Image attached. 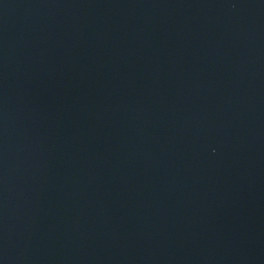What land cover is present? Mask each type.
Returning <instances> with one entry per match:
<instances>
[{"label":"water","instance_id":"obj_1","mask_svg":"<svg viewBox=\"0 0 264 264\" xmlns=\"http://www.w3.org/2000/svg\"><path fill=\"white\" fill-rule=\"evenodd\" d=\"M0 264H264V0H0Z\"/></svg>","mask_w":264,"mask_h":264}]
</instances>
